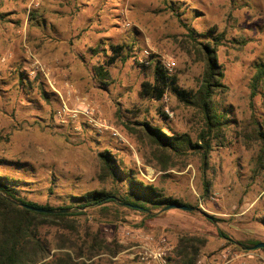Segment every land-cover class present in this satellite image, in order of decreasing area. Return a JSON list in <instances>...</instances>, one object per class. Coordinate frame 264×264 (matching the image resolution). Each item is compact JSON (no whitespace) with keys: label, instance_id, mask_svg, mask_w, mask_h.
Listing matches in <instances>:
<instances>
[{"label":"rangeland","instance_id":"obj_1","mask_svg":"<svg viewBox=\"0 0 264 264\" xmlns=\"http://www.w3.org/2000/svg\"><path fill=\"white\" fill-rule=\"evenodd\" d=\"M187 27L199 41L218 43L228 87L214 98L227 125L223 136L209 138L206 163L192 151L158 152L142 126L187 134L194 142L205 130L203 116L175 95L140 96L142 84L153 80L143 67L170 59L176 66L167 74L177 76L178 87L198 90L204 64L187 44ZM112 46L122 47L114 63ZM145 49L148 65L139 61ZM263 64L264 0H0V176L28 202L78 214L70 218L73 228L62 222L40 228L51 249L46 262L75 257L69 246L87 249L96 233L119 253L75 257L78 264L132 261L133 235L173 245L180 234L204 235L200 258L230 246L218 230L235 242L252 238L249 226L261 239V142L249 140L248 132L253 118L264 132V81L253 96ZM105 150L115 155L123 182L101 179L98 156ZM131 174L195 210H156L149 218L112 204L109 211L78 208L77 198L89 192L124 191ZM262 253L254 250L250 264H264Z\"/></svg>","mask_w":264,"mask_h":264},{"label":"trees","instance_id":"obj_2","mask_svg":"<svg viewBox=\"0 0 264 264\" xmlns=\"http://www.w3.org/2000/svg\"><path fill=\"white\" fill-rule=\"evenodd\" d=\"M189 39L187 44L194 48V55L204 64V71L199 81L197 91L181 90L177 85V76L168 75L164 67L158 62L152 67H143V70L152 76V81H145L142 84L140 96L161 100L167 93L175 95L178 100L187 107L194 108L203 116L205 130H203L199 141L194 142L189 135H167L161 129L152 127L144 123L143 131L151 142L156 145L158 152H173L175 155H186L188 152H195L202 155L204 162H207L209 152L212 150L209 138L214 135L213 139H217L222 135L223 129L227 125L222 117L217 114L215 105V95L223 93L228 87L223 83L224 71L218 63L217 46L218 43L213 41H199L196 39L192 29L187 27ZM122 47L112 46L114 55L110 57L109 62L114 63L120 56ZM191 54V51H190ZM99 76H103V68L98 69ZM264 81V64L258 70L253 83V96L257 94L258 87ZM160 114L167 118L161 110ZM252 129L248 132V139H255L261 142V155L259 158L260 168H264V132L260 124L253 118ZM99 161L101 164V179L111 178L113 183L123 182L121 174L118 172L117 159L109 150L99 153ZM1 164V162H0ZM125 190H119V187L113 189H102L87 193L78 197L79 209L98 206L106 211L110 210V206L139 207L140 213L145 214L149 218L156 215V210H165L170 205H183L181 201L165 198L160 195L151 185H144L135 179L134 174L127 175L125 178ZM29 205L35 208L51 209L50 206H40L38 204L28 202L18 196L16 190L0 176V264H78L75 257L81 258L86 256L88 260L100 255L110 254L115 257L119 253V248L110 247L103 241L100 233L94 234L92 244L87 249L80 247L78 250L73 248L75 257L71 254H64L63 257L53 259L50 262L46 260L51 256L49 245L42 241L40 237V228L45 225L62 222L67 228H73V221L70 220L78 214H44L30 211L21 205ZM187 206V205H185ZM189 207V206H187ZM69 209L57 208L56 210ZM135 209V208H133ZM82 214L81 211L78 212ZM219 223L218 219H215ZM264 224V223H263ZM219 236L226 240L230 246L236 249H254L258 244L264 243L261 240L235 241L221 230H218ZM208 239L204 235L198 234H180L174 245V251L168 258V264H197L201 252L207 246ZM237 244V245H236ZM62 247V246H60ZM264 251V249H260ZM85 264V263H84ZM120 264H138L136 261H128Z\"/></svg>","mask_w":264,"mask_h":264},{"label":"built area","instance_id":"obj_3","mask_svg":"<svg viewBox=\"0 0 264 264\" xmlns=\"http://www.w3.org/2000/svg\"><path fill=\"white\" fill-rule=\"evenodd\" d=\"M142 53L139 61L142 64H150L152 61H150L149 51L145 49ZM162 66L168 73H171L176 63L170 59L163 62ZM128 235L130 236V233ZM133 240L135 244L128 249L127 256L138 264H168V258L174 251V245L166 240L155 244L153 237L144 235H133ZM253 257L250 250H238L233 246H226L215 254L202 256L197 264H250Z\"/></svg>","mask_w":264,"mask_h":264},{"label":"water","instance_id":"obj_4","mask_svg":"<svg viewBox=\"0 0 264 264\" xmlns=\"http://www.w3.org/2000/svg\"><path fill=\"white\" fill-rule=\"evenodd\" d=\"M21 206L30 210V211L44 213V214H56V213L68 214L71 212V209H61V210L57 211V210H51V209L35 208V207L25 205V204H22ZM133 208L139 209V207H133ZM168 209H179V210H183V211H187V212H193L195 210V208L187 207L185 205H170L165 210H168ZM207 217L213 221L212 217H210V216H207ZM258 249H264V243H260L254 248V250H258Z\"/></svg>","mask_w":264,"mask_h":264},{"label":"crops","instance_id":"obj_5","mask_svg":"<svg viewBox=\"0 0 264 264\" xmlns=\"http://www.w3.org/2000/svg\"><path fill=\"white\" fill-rule=\"evenodd\" d=\"M245 215V212L244 213H242L241 215H238V216H244ZM246 230H250L251 232H250V236L252 237V238H250V239H246V240H241V239H239L238 241H250V240H261L262 242H264V232L263 233H261V239H259L258 238V235L257 234H259L254 228H250L249 226L246 228ZM244 233L245 232H242V234H243V236H244ZM263 236V237H262ZM232 237V236H231ZM237 245V244H236ZM247 250H250L251 251V253L254 251V249H247ZM254 256H256V254H254ZM258 256V255H257ZM262 260L264 261V253H262ZM258 260L257 259H254L253 261H251V263H253V264H262L260 261L259 262H257Z\"/></svg>","mask_w":264,"mask_h":264}]
</instances>
